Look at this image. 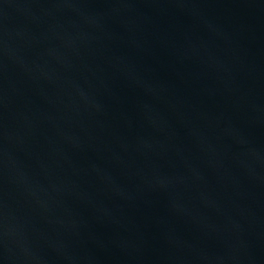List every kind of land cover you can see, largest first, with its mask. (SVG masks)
<instances>
[{"label": "water", "instance_id": "obj_1", "mask_svg": "<svg viewBox=\"0 0 264 264\" xmlns=\"http://www.w3.org/2000/svg\"><path fill=\"white\" fill-rule=\"evenodd\" d=\"M0 264H264V0H0Z\"/></svg>", "mask_w": 264, "mask_h": 264}]
</instances>
